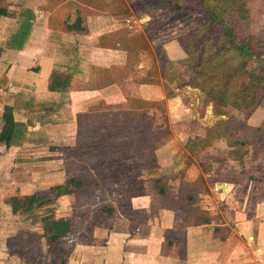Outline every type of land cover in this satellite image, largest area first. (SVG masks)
Here are the masks:
<instances>
[{"label":"rangeland","instance_id":"rangeland-1","mask_svg":"<svg viewBox=\"0 0 264 264\" xmlns=\"http://www.w3.org/2000/svg\"><path fill=\"white\" fill-rule=\"evenodd\" d=\"M16 1L0 0L11 17L0 18V104L17 106V120L27 118L20 125L32 133H24L19 147L0 144V243L6 237L8 243L0 244V264H92L88 254L99 256L95 244L115 243V236L127 243L225 247L264 241V231L258 237L264 219V91L250 111L232 104L243 80L231 86L226 105L194 82V66L225 40L220 23L213 24L218 35L205 39L207 16L190 0H25L19 9ZM244 1L248 18L240 20L236 12L226 20L240 40L259 43L254 58L242 60L248 71L264 74V0ZM27 12L33 14L23 47L12 49L9 39ZM79 16L84 31L71 35L64 23ZM199 28L198 36L185 37ZM51 58L52 71H67L72 81L70 94L52 97L47 111L48 97L35 88L47 87ZM33 95L41 101L30 107L37 113L25 116L23 100ZM43 111L48 114L39 120ZM71 174L84 180L79 194H47L51 202L31 211L13 212L5 202L15 193L46 194ZM161 174L168 195L154 191L152 179ZM187 195L185 206L179 201ZM103 206L113 207V216H105ZM205 206L220 215L210 228L195 229L194 242L185 233L196 214L209 212ZM45 215H71L68 237L48 245ZM165 218L171 221L167 232L161 230ZM257 247L244 250L245 264H261ZM151 260L141 254L129 263Z\"/></svg>","mask_w":264,"mask_h":264},{"label":"trees","instance_id":"trees-1","mask_svg":"<svg viewBox=\"0 0 264 264\" xmlns=\"http://www.w3.org/2000/svg\"><path fill=\"white\" fill-rule=\"evenodd\" d=\"M131 3V2H130ZM189 3L193 6L202 7L203 13L207 16L205 25L209 27L210 31L206 29L205 39L209 40L215 38L218 34L213 27L214 23H220L223 26V36L225 40L219 46L218 49L211 46L210 58L203 61V63H197L194 66L195 84L199 88H203L206 94L213 100L217 101L221 105H226L230 100V93L232 91V85L240 80H243L240 84V88L237 89V100H232V104L237 108L253 110L254 103L258 99V94L264 91V74L254 73L248 71L245 68L243 62L244 57L254 58L255 47L259 44L253 39L240 40L236 33V28L232 27L226 20L227 16L237 12L240 20L248 18V9L244 0H190ZM28 17H24L20 21L17 30L11 35L9 39V45L12 49H21L23 47L24 39L28 34L31 26V14L33 12H27ZM31 13V14H30ZM8 15L6 7L0 6V18ZM67 32H83L84 27L81 24V17H77L73 21L66 20L64 23ZM203 28H199L197 31H193L186 34V38L190 39L193 35L202 33ZM192 40V39H191ZM111 48L114 45H110ZM184 50H187L190 54L191 51L187 47L183 46ZM186 52V51H185ZM186 52V53H188ZM242 60V61H241ZM207 65L205 70L202 66ZM247 74L246 77H242L243 74ZM197 76L203 77V80L197 81ZM72 81V76L61 70H53L48 79V90L63 92L66 87H69ZM210 84H214L210 86ZM255 88H254V87ZM254 88V89H253ZM0 119L2 122L0 128V144H3L5 148L11 145H19L24 135V129L20 123L16 122L14 117L15 107L10 103L0 104ZM151 158L155 160V152H149ZM164 175L154 177L152 179L153 188L155 193L160 196L168 195L166 186L162 183ZM84 180L78 175H70L63 183L52 185L47 189L46 194L43 191H38L29 195H21L19 193L11 194L5 200L10 204L13 212L18 210L31 211L35 207L45 206L51 199H45L47 194L60 195H76L83 188ZM96 187L98 185L93 183ZM186 197V198H185ZM182 197L179 201L187 206L189 202L188 195ZM105 216L111 217L114 214V208L109 206H103L99 209ZM73 217H59L45 215L41 218L43 222L42 230L48 245L57 243L62 239L68 237L73 225ZM198 222L208 221L207 216H201L197 219Z\"/></svg>","mask_w":264,"mask_h":264},{"label":"crops","instance_id":"crops-1","mask_svg":"<svg viewBox=\"0 0 264 264\" xmlns=\"http://www.w3.org/2000/svg\"><path fill=\"white\" fill-rule=\"evenodd\" d=\"M49 1L50 0H48V2ZM73 1H75V0H73ZM24 2H25V0H19V1H16L15 3H13V5H15L16 8H18V7H20L21 4H24ZM71 4H73V3H71ZM90 6H93V5H90ZM76 7L78 8V11H80L78 5H76ZM9 10H10L9 6H7L8 15L5 17H8V19L11 18L9 15V13H10ZM5 17H2V18H5ZM69 34L75 35L72 32H70ZM36 58L40 59V57L36 56L34 58V61ZM49 69L51 70V71L49 70L50 73L48 72L49 73L48 75L50 76L52 69H53V58H51V64H50ZM41 70H42V67H41ZM64 72L67 73V71H64ZM39 75H41V74L39 73ZM49 76H48V79H49ZM33 81H35V78ZM17 90H20V89L17 88ZM38 90H40L42 92H37ZM23 91H25V90L23 89ZM64 91H66L68 94H70L71 87H66ZM35 92H37L36 94L38 96L48 97V102H50V103L48 104L47 109H45V110H47V111L52 110V109H49L50 107H52L50 100H52V97L56 100V98H58L59 92L49 91L48 87H45V88L36 87ZM16 96L18 97V96H20V94L18 93ZM56 101H55V103L57 104ZM32 102H33V106H32ZM40 102L41 101L36 99L35 95H33V100L27 99L25 97V100H23V104H24L23 105V110H24L23 114L26 116V114L31 113V112L37 113V111H31V108H36L37 107L36 104H38ZM10 104H11V102H10ZM14 107H15L14 117H15L16 122H18L20 124H23L22 122L26 123L27 118H24V121H22V122L20 120H17V115H18L17 111L19 110V108L15 105H14ZM56 110H58V108L54 107L53 111H56ZM44 114L46 115L48 113L44 112V111L39 113V115H38L39 120L41 118V115H44ZM36 122H38V121H36ZM0 123H2V122L0 121ZM21 127H23V129H25L24 128L25 125H23ZM25 132H27V135L32 133L28 130L24 131V133ZM23 144L32 145L30 143H25V142H23L21 145H23ZM15 146L19 147V145H11L7 149H10V148L15 147ZM201 162H203V161H201ZM7 205L11 208L10 204H7ZM189 206L190 205H188V208H189ZM197 207L201 208V206H197ZM204 208L209 211V212L203 211V216H207L208 221L198 222L197 220L195 221V219H194L193 223L190 224L191 225L190 228L187 229V231L185 233V234H187L186 236H188L189 238H192L194 242L199 240L198 239L199 237L197 238V235L194 234L195 229H198L200 227H203L206 229L210 228L211 226H213L211 224H217V223H215L214 216L220 215V211L215 209V208H214L215 210L212 209L210 206H208V207L205 206ZM201 209H203V208H201ZM69 216H71V215H67L66 217H69ZM196 216L198 218V217H201L202 215L196 214ZM186 217H191V215L188 214V215H186ZM194 218H196V217H194ZM163 220L165 223L161 222L162 223L161 226L164 229H161V230H165L167 232L168 231L167 228L169 227L168 224H170L171 221L167 220V218H165ZM258 224H259L258 237H260V231L261 232L264 231V219H263V221H259ZM244 225L245 224L243 223V226ZM131 226H134V225L132 223H130L129 228ZM250 236L251 235H248V237H250ZM112 237L113 236H111L110 238L112 239ZM183 238H184V235H183ZM6 239H7V237L3 239L2 243H0L1 245H5V247L8 244V243H6ZM112 240H114V238ZM112 240H108L106 243H96L95 244L96 246H94V247L98 248V250H99L98 255L99 256L95 257L93 255L88 254V256L92 259V264H97V263L132 264L129 262L134 261L135 257L138 255H141V254H143L144 256H146L148 258H151L152 259L151 264H245V258L243 257L244 253H245L244 250L248 249V246L251 247L252 245L255 247L258 246L256 249L257 250L259 249L258 252H262L261 254H258V256H259V260H260L261 264H264V241L261 238H259L258 243H250V242L249 243H239L238 245L237 244L233 245V247L231 245H229V247L220 246V245H218V243H127L124 236H122V237L120 236L119 238L115 236V243H109ZM129 240H131V239L129 238L128 241ZM231 247H232V250H231ZM226 248H229L228 251H225ZM251 250L254 251L255 255H257L255 253L254 248H252ZM248 251H249V249H248ZM145 252H146V255L144 254ZM225 252H227V253L224 254ZM252 260H254V262H256V260L254 258H252Z\"/></svg>","mask_w":264,"mask_h":264},{"label":"built area","instance_id":"built-area-1","mask_svg":"<svg viewBox=\"0 0 264 264\" xmlns=\"http://www.w3.org/2000/svg\"><path fill=\"white\" fill-rule=\"evenodd\" d=\"M249 264H254L253 262L249 263Z\"/></svg>","mask_w":264,"mask_h":264}]
</instances>
